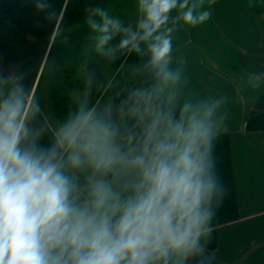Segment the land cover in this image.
I'll return each instance as SVG.
<instances>
[{
  "label": "clouds",
  "instance_id": "obj_1",
  "mask_svg": "<svg viewBox=\"0 0 264 264\" xmlns=\"http://www.w3.org/2000/svg\"><path fill=\"white\" fill-rule=\"evenodd\" d=\"M205 2L136 0L134 26L88 9L87 51L137 54L144 82L118 101L85 96L46 146L27 73L0 70V264H213L207 245L226 195L214 147L227 97L182 98L187 61L173 66L172 56L177 25L210 18ZM35 7L55 16L48 0ZM81 71L91 88L95 72Z\"/></svg>",
  "mask_w": 264,
  "mask_h": 264
},
{
  "label": "crops",
  "instance_id": "obj_2",
  "mask_svg": "<svg viewBox=\"0 0 264 264\" xmlns=\"http://www.w3.org/2000/svg\"><path fill=\"white\" fill-rule=\"evenodd\" d=\"M69 1L56 0L63 7H67ZM120 1H112L110 15L121 19L125 25L134 26L138 19L137 8L135 12L133 10L136 1L123 6ZM125 6L129 7L123 9ZM204 9L209 10L211 16L203 24L195 27L177 25L172 34V56L173 66L178 58L187 61L183 66L182 98L227 97L224 110L228 117L214 147L216 171L226 195L212 222L207 253L214 255L213 264H264V129H246L250 116L264 112V80L258 88L245 83L251 74L264 76V0H215L212 4L206 0ZM132 11L134 17L130 15ZM1 22L7 25L0 28V70L25 71V83L34 96L43 77L45 87L36 98L41 105L37 123L48 122V131L40 141L46 146L57 127L47 94L60 88L62 96L71 102L77 104L87 96L90 103L93 88L101 89L103 80L112 79L114 68L99 56L75 68L79 78L67 79L61 51L53 50L54 36L60 27L50 29L42 53L33 59L30 55L26 58L23 47L28 37L34 38L35 33L23 34L25 28L22 27L15 38H9L7 26L12 23L2 17ZM81 27L91 46L90 29L87 24ZM85 65L95 72L96 79L91 88L84 83L81 70ZM189 264H195V261H189Z\"/></svg>",
  "mask_w": 264,
  "mask_h": 264
},
{
  "label": "rangeland",
  "instance_id": "obj_3",
  "mask_svg": "<svg viewBox=\"0 0 264 264\" xmlns=\"http://www.w3.org/2000/svg\"><path fill=\"white\" fill-rule=\"evenodd\" d=\"M77 1L78 0H70L68 3V6L63 7L59 4H56V0H53L51 8L48 10V12L49 13L50 12H54V13L56 12L57 13V12H61V10L63 8L69 9V7L70 8L73 7ZM112 1L113 0H108L106 3L104 2V4L94 3L90 6H88L86 11L80 15V19H79L78 24L72 25V26H70V28H67L66 26L60 27L56 36H54L56 38L53 42V45H54L53 50L59 51V49H60V51H61L62 58L64 60L63 63L65 62L64 64H66L65 75H66L67 79H68V77L79 78L78 77L79 73L76 74L77 73L76 69L78 68V66L80 64L84 63L85 61H88V60H91L93 58H97L100 56V55H97L95 52H89V51L86 52L87 49H85V46H88V48H90V45L88 43V40H86V35L84 33L85 30H83V28L81 26L87 24V17L89 14L87 10L90 8L101 7V8H104V9H107L108 11H110V6L113 4ZM133 1L134 0H122V1H120V4L122 6L126 5V4L130 5V4H133ZM134 3H135V7L133 10L135 12V9L137 8V4H136V2H134ZM127 7H129V6H125L123 9H127ZM1 8L2 9L5 8L6 11L2 12ZM30 9H31L30 3L26 2L24 0H0V20H1V14L4 13L5 15H9L8 17H6V19L12 23V26L11 25L7 26V30L10 31V34H8L9 38H15L16 35L19 34L18 33L19 28L21 29L22 27L25 28V29H22L23 34H25L26 32L31 33V34L35 33V37L32 38L29 36L28 40L25 41V47L22 46L24 48V52L26 53L25 54L26 58L30 55V56H33V59H35L36 55L39 56L40 53H42V48L44 46L45 39L49 33L48 32L46 33L43 28H40V29L37 28V21L35 20L34 17H31L32 13H30V11H29ZM17 11H19V13H24V15H25L24 17L28 18V20L31 18V20H30L31 23L28 25L23 24L22 21L24 18L21 19L18 16ZM130 15L134 17L133 11H132V13H130ZM2 17H4V15ZM5 25H7L5 22H1L0 28H3V26H5ZM10 27H13L15 29V31H13ZM61 33L65 34L69 37V43L68 44L65 45L61 42V40H62V36L60 35ZM89 37H90V35L88 36V39L90 40ZM1 40H2V38L0 36V44L2 43ZM90 43H91V40H90ZM23 48H22V50H23ZM82 49H83L84 54L82 52ZM0 57H1V51H0ZM101 60H103V58ZM27 62H31V61H27ZM34 64H35V61H34L33 65ZM131 66H132V64H131L130 58L129 57L128 58L123 57L119 67L116 69H113V73H114L113 77H116L117 75H121V76L126 75L127 72L132 70ZM42 81H43V77H42L40 86H39V88L35 94V98L40 96L42 88L45 87L44 82H42ZM104 92H105V89L102 92V94ZM47 98H48L47 99L48 103H51V106L53 104L52 118L57 117V119L59 118L63 122L64 119H62L60 115L58 116L59 113H58L57 109L55 108L56 106L54 104V103H64V101L61 100L63 98V96L61 94L60 88L52 89V92L47 94ZM92 98L95 99V95H93ZM43 99L44 98H42V100ZM66 99L68 101L67 103L73 104V102H71L68 98H66ZM60 107H61V105H60ZM54 110L56 111L57 115L55 114ZM57 126H58V124H57Z\"/></svg>",
  "mask_w": 264,
  "mask_h": 264
},
{
  "label": "trees",
  "instance_id": "obj_4",
  "mask_svg": "<svg viewBox=\"0 0 264 264\" xmlns=\"http://www.w3.org/2000/svg\"><path fill=\"white\" fill-rule=\"evenodd\" d=\"M130 58L131 64H132V70L127 72L126 75L121 76L117 75L116 77H113L109 80H103L102 88L96 89L93 88L92 96L95 95V99L92 100L90 104H95L97 101H100L103 103L105 100H107L109 97H114L117 99V101L122 98L124 95L127 94V91L133 87L140 86L144 82L145 73L139 70L138 65L140 64V58L137 54H120L118 55V58L115 61L108 60L114 69L118 68L121 64L122 58ZM107 60L106 58H104ZM26 67L28 65L26 64ZM105 92L102 94V92ZM64 98V99H63ZM61 100L64 101V103H54L55 108L58 111V116L60 115L62 119H65L66 115L71 109H74L77 104L73 103H67V99L63 97ZM61 105V107H60ZM53 107V104H52ZM55 111V110H54ZM56 114V111H55ZM57 115V114H56ZM56 123L62 122L59 118L54 117ZM246 129L252 130V129H264V112H260L258 114H254L249 117L247 123H246Z\"/></svg>",
  "mask_w": 264,
  "mask_h": 264
},
{
  "label": "flooded vegetation",
  "instance_id": "obj_5",
  "mask_svg": "<svg viewBox=\"0 0 264 264\" xmlns=\"http://www.w3.org/2000/svg\"><path fill=\"white\" fill-rule=\"evenodd\" d=\"M26 2L30 3V13H32L31 17H34L35 20L37 21V28H43L44 31L47 33H50V29H52L53 26H57V27H70L74 24H78L79 23V19H80V15L86 11L87 7L94 4V3H99L102 4L104 3V1L106 0H78L75 5L73 7H69V9L67 8L66 12H64L63 8L60 12V14L58 15V13L55 12V16L52 18H49L48 13L46 12H41L38 11L35 7V0H24ZM53 0H48V3L50 5H52ZM57 4V2H56ZM66 6V5H65ZM64 6V7H65ZM2 12H5L6 9L5 8H1ZM32 11V12H31ZM18 16L23 19V24H30L31 23V18L28 20V18H25L24 13H19V11H17ZM4 15V17H2ZM9 15H5L4 13L1 14V17L4 21H8L6 19V17H8ZM9 22V21H8Z\"/></svg>",
  "mask_w": 264,
  "mask_h": 264
}]
</instances>
